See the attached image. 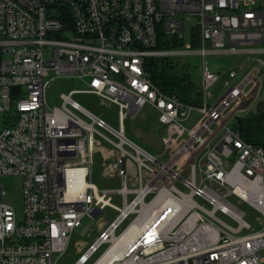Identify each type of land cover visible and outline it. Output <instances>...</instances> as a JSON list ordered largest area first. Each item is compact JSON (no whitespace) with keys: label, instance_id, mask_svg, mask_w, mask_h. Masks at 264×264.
Listing matches in <instances>:
<instances>
[{"label":"built area","instance_id":"obj_1","mask_svg":"<svg viewBox=\"0 0 264 264\" xmlns=\"http://www.w3.org/2000/svg\"><path fill=\"white\" fill-rule=\"evenodd\" d=\"M187 22H194L192 44L155 48L161 30L184 40ZM261 54L264 0H0V178L21 179L24 206L19 218L0 185V264H58L84 219L108 207L117 217L75 264L108 245L98 264L135 223L141 226L135 238L103 264H264V141L248 142L228 126L239 107L256 100L259 71L234 84L237 71L227 70L230 81L215 100L222 73L207 62ZM174 56L201 58L198 105L163 92L151 78L149 59ZM51 74L87 87L62 95L63 107L51 108ZM77 93L115 105L118 128L74 101ZM146 107L164 127L166 161L125 133L124 122ZM194 111L200 119L188 128ZM105 146L116 152L105 166L106 175L121 178L118 189L89 181ZM243 206L256 214L259 230Z\"/></svg>","mask_w":264,"mask_h":264},{"label":"rangeland","instance_id":"obj_2","mask_svg":"<svg viewBox=\"0 0 264 264\" xmlns=\"http://www.w3.org/2000/svg\"><path fill=\"white\" fill-rule=\"evenodd\" d=\"M194 29V22H187L184 25V40L181 42V47H184L187 43H193L192 41V31ZM172 39V37L170 38ZM194 45L197 46V41L194 42ZM156 58H171L170 61L176 65L177 70L181 73L186 72L187 68L189 72L188 82L191 81L195 85L196 92L201 97V58L199 56H174V57H156ZM255 59H250L245 56H238L235 58L225 57V56H215V57H207V62L209 63V68L212 71L223 72L225 69L233 68L236 65L245 64V72L248 70L257 69L259 71L258 76L261 80V86L258 93V99L248 106V102L244 103L243 106L238 108L239 115L251 113V109L257 105L258 100L260 102H264V66L257 61L256 59H260L264 61V54L257 55L254 57ZM169 60V59H168ZM235 60V61H234ZM198 65L197 68H194V65ZM194 68V70H193ZM239 71V67H236ZM54 75H50L47 79L50 80V84L48 86L46 92L47 103L51 108L63 107V98L62 95H68L72 91L85 90L86 85L83 81L78 80L77 78H69V77H57L54 78ZM242 78L241 76L239 79ZM236 84V82L234 83ZM225 91V82L224 80H220L213 88L212 94L214 96L213 99H218ZM73 100L82 105L85 109L92 112L97 116H103V118L114 128H118V108L115 105L103 102L99 97L95 95L89 94H74ZM263 100V101H262ZM248 106V107H247ZM148 109H146L147 119L152 122V117L148 113ZM85 120H89L84 117ZM200 115L198 112L194 111L191 118L185 123L188 128H192L199 121ZM236 123V119L233 118L228 126L234 128ZM124 126L126 129V134L131 139L136 140V134L140 131H145L143 122L140 117L136 119H127L124 122ZM215 129V127H214ZM160 126H156L157 132L156 137L151 136L149 138V142L146 144L145 148L153 154H158L163 150L162 142L160 141ZM222 134V133H221ZM220 134V135H221ZM140 143V142H139ZM141 144V143H140ZM168 152V150H166ZM167 157V156H166ZM96 162H94L95 166L92 169L91 176L89 181L94 183L98 187L102 188L107 185V182L102 177V167H101V159L100 156L97 155L95 157ZM0 185L4 188L5 191V202L13 207L16 214L19 218H22L23 214V187L22 182L19 177H1ZM151 197V196H150ZM149 197V198H150ZM115 203L121 206V202L117 198ZM242 207V206H241ZM244 209L247 210L248 216L247 221L251 223L255 230H259L261 227L256 221V214L250 210L248 207L243 206ZM117 216V213L111 209L106 208L102 211L98 218H85L81 228L77 229L71 236L68 250L58 259V264H75L81 254H83L90 244H92L98 237L100 228V233L104 231L109 223H111ZM136 217V215L131 216V219L126 221L117 232L118 235L128 226V224ZM104 220L106 223L102 221ZM103 222V224H102ZM249 233V232H245ZM108 245H103L98 252L93 254L86 264L95 263L98 258L104 253L107 249Z\"/></svg>","mask_w":264,"mask_h":264},{"label":"trees","instance_id":"obj_3","mask_svg":"<svg viewBox=\"0 0 264 264\" xmlns=\"http://www.w3.org/2000/svg\"><path fill=\"white\" fill-rule=\"evenodd\" d=\"M169 37L161 30L157 50L181 49V42L176 38ZM198 44V42H197ZM169 59V60H168ZM171 58H151L148 60V71L153 82L166 93H172L180 96L184 101L198 105L201 101L195 85L189 81V71L181 73L176 65L170 61ZM198 65H194L197 68ZM193 68V70H194ZM235 130L241 133L243 139L256 145H262L264 141V112L250 113L245 116H238Z\"/></svg>","mask_w":264,"mask_h":264},{"label":"crops","instance_id":"obj_4","mask_svg":"<svg viewBox=\"0 0 264 264\" xmlns=\"http://www.w3.org/2000/svg\"><path fill=\"white\" fill-rule=\"evenodd\" d=\"M239 56H241V55H239ZM215 57V56H214ZM225 57H231V58H235V57H238V56H225ZM245 57H247V56H245ZM235 61V60H234ZM236 67H239V71L236 69ZM230 69H234V70H236L237 71V77L232 81L233 83H237L240 79H242V78H244L250 71L248 70L247 72H245V64H240V65H236L235 67H231V68H228V69H225L223 72H220V73H222V76H221V79L220 80H224V82H225V84H226V82L227 81H230L229 80V77H228V75H227V70H230ZM215 72H217V71H215ZM219 72V71H218ZM242 77V78H240L239 79V77ZM219 80V81H220ZM86 85V84H85ZM87 87V86H86ZM89 95H92V94H89ZM258 99V96H257V98H256V100ZM216 100V99H215ZM255 100V101H256ZM261 100V99H260ZM260 100H258V102H257V105H255V107H253L250 111H251V113H260V112H264V102H260ZM254 101V102H255ZM263 101V100H262ZM253 102V103H254ZM146 109H148L149 111H148V113L151 115V117H152V122H150L147 118V114L145 113L146 112ZM247 114H250V112L249 113H247ZM247 114H242V115H240V116H245V115H247ZM101 117H103V116H101ZM138 117H140V119L142 120V122H143V126H144V129H145V131H140V132H138L137 134H136V140H138V142H136L135 140H133V139H131L130 137V139L132 140V141H134L137 145H139L140 147H142L144 150H146L147 152H149L150 154H153V153H151L150 151H148L146 148H145V146H147L146 144L149 142V138L151 137V136H153V135H155L157 132H155L156 131V126L157 125H159L160 126V133L158 134L159 136H160V141L162 142V146H163V150L160 152V153H158V154H153V155H155V156H159V157H161V159L163 160V161H166L168 158H169V152H166V149H165V147H164V138H163V133H164V127L159 123V121H158V112L155 110V109H153V108H151V107H146L142 112H141V114L138 116ZM137 117V118H138ZM136 119V118H135ZM237 120V119H236ZM125 133H126V129H125ZM127 135V134H126ZM128 137V136H127ZM153 137H156V136H153ZM141 144H140V143ZM109 153H111V154H113V159L114 158H116V152L115 153H112V152H110V148H108L107 146H105L104 148H103V150H102V152H98L97 154H96V156L97 155H99L100 156V159H101V167H102V177H103V179L107 182V185L105 186V187H102V188H100V187H98L97 185H95L94 183V185L96 186V187H98L99 189H111V188H115V189H118V188H120L121 186H122V181H121V178L119 177V176H110V175H106V173H107V170H106V164L108 163V161L105 159L106 158V156L109 154ZM95 156V157H96ZM167 156V157H166ZM95 162H96V159H95ZM94 166H95V164L93 165V167H92V169L94 168ZM92 169H91V173H92ZM129 178H130V180H129V186L131 187V188H137L138 187V183H137V181H136V174H135V172H134V168H133V166L131 165V168H130V171H129ZM119 199V201L121 202V206H119L117 203H115V201H116V199ZM134 198V195L133 194H131V195H129V197H128V200L129 201H131L132 199ZM113 201H114V204L115 205H117L118 207H120V208H122V206H123V204H122V199H121V197L120 196H118V195H115L114 197H113ZM109 208V207H108ZM112 209V208H111ZM114 210V209H113ZM116 213H117V215H118V212L116 211V210H114ZM117 217V216H116ZM115 220V219H114ZM113 220V221H114ZM103 222H104V224L106 223L104 220H102ZM112 221V222H113ZM103 222H102V224H103ZM111 222V223H112ZM111 223H109L107 226L105 225V227L107 228ZM105 228V229H106ZM104 229V230H105ZM98 231H99V235L101 234L100 233V228H98ZM98 235V236H99ZM98 238V237H97ZM91 245V244H90Z\"/></svg>","mask_w":264,"mask_h":264},{"label":"bare ground","instance_id":"obj_5","mask_svg":"<svg viewBox=\"0 0 264 264\" xmlns=\"http://www.w3.org/2000/svg\"><path fill=\"white\" fill-rule=\"evenodd\" d=\"M256 94V92H255ZM254 97V95L252 96ZM148 210H145L143 212V217L144 218L148 213ZM144 220V219H142ZM140 227L138 224H134L131 227L127 228L124 232H122L117 239L114 242V245L111 247V249L106 253V255L99 261L98 264H103L105 261L109 260H114L120 257L122 254V247L132 241L137 232L140 230Z\"/></svg>","mask_w":264,"mask_h":264},{"label":"water","instance_id":"obj_6","mask_svg":"<svg viewBox=\"0 0 264 264\" xmlns=\"http://www.w3.org/2000/svg\"><path fill=\"white\" fill-rule=\"evenodd\" d=\"M15 90V89H14Z\"/></svg>","mask_w":264,"mask_h":264}]
</instances>
